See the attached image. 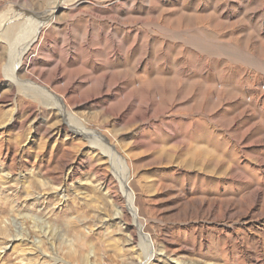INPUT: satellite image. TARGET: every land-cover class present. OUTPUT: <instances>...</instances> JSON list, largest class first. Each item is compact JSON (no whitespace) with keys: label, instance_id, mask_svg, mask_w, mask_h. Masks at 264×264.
<instances>
[{"label":"rangeland","instance_id":"374dc122","mask_svg":"<svg viewBox=\"0 0 264 264\" xmlns=\"http://www.w3.org/2000/svg\"><path fill=\"white\" fill-rule=\"evenodd\" d=\"M58 1L0 0V17ZM26 27L0 39V264H142L117 177L149 264H264V0L68 1L17 76L90 138L7 78Z\"/></svg>","mask_w":264,"mask_h":264},{"label":"bare ground","instance_id":"6f19581e","mask_svg":"<svg viewBox=\"0 0 264 264\" xmlns=\"http://www.w3.org/2000/svg\"><path fill=\"white\" fill-rule=\"evenodd\" d=\"M68 1H74V0H60L59 3H56V6L52 9H50L47 14H37V13H30V14H24V13H17V12H11L4 16L2 19L0 17V39H4V41H7L11 46L16 45L18 41L20 42V39L23 38V32L26 30V25H33V31L31 32L30 39L25 42L24 47L22 50H15V46L13 49H11L10 53V64L8 66V71L10 74L7 76V78L12 81L19 88L22 86L29 87L32 91H35L36 93H40L45 97V100L53 101L54 103L51 104V106H54L57 110H59L65 118L67 117V123H66V129H70L76 134H79L81 136H84L86 138H90L91 136L89 133L81 128L80 120L77 118H71L70 113L63 109V106H61L60 103L56 102V97L53 96L52 92L48 89H42L39 84H34L31 80L27 82L25 85H22V82L17 76L18 70H21L22 68H28L29 62L25 60V57L28 53V51L31 49L33 45H35L37 42L40 41L41 37L44 34V26L53 19L55 13H57L59 10L63 9L68 3ZM23 12V11H22ZM3 14V13H2ZM31 18V19H30ZM28 19V21L26 20ZM30 29V27H29ZM29 38V37H28ZM19 39V40H18ZM12 41V42H11ZM29 96V95H28ZM31 97V96H29ZM33 98V97H31ZM37 100V99H35ZM39 100V99H38ZM44 103V101H43ZM50 106V105H49ZM28 119V118H27ZM84 127V126H83ZM91 134V133H90ZM93 136V135H92ZM96 140L98 138H95ZM99 140V139H98ZM103 147H99L98 149L102 152L101 154L108 158V160H111L116 153L111 149L110 146L106 144L104 139L102 140ZM100 143V142H99ZM97 145V144H96ZM118 181L121 185L122 193H124L125 199H128L129 202V211L132 214V216L135 218L136 226L139 229V239L140 241L145 245V247L142 250H146V256L144 257V261L142 264H149L151 263V259L153 257L156 258L157 250H156V244L152 242L150 237L146 235L143 231L144 224L139 221L138 218V211L136 207L133 206V196L128 191V185L126 179H120L118 178ZM116 218H119L120 220L123 218L121 213L116 214ZM238 223H242L246 225L248 222L247 220H240ZM238 225V224H237ZM231 228V227H230ZM229 228V229H230ZM233 230L236 229L233 227ZM139 243V242H138ZM261 243V242H260ZM264 243V242H263ZM259 245V244H258ZM260 247V246H259ZM240 253V252H239ZM238 256V254L236 255ZM239 259L235 258L233 259L234 264H239ZM258 262V260H257ZM232 263V264H233ZM241 263V262H240Z\"/></svg>","mask_w":264,"mask_h":264}]
</instances>
